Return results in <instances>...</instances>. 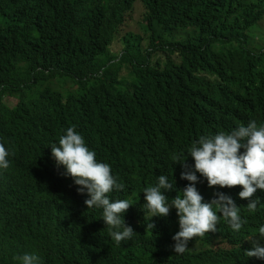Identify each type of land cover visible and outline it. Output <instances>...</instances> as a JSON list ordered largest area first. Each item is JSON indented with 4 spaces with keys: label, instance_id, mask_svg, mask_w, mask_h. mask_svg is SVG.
<instances>
[{
    "label": "clouds",
    "instance_id": "9594fccd",
    "mask_svg": "<svg viewBox=\"0 0 264 264\" xmlns=\"http://www.w3.org/2000/svg\"><path fill=\"white\" fill-rule=\"evenodd\" d=\"M253 2L257 3L256 0H0V8L6 3L23 7L24 26L32 30L34 44L23 51L25 64H32L39 53L49 58L52 49L49 46L56 38L54 21L68 42L60 47H66L61 49L62 58H92L95 74L113 87L108 95L144 110L148 107L160 143L149 155L154 157V180L143 189L141 209L148 212L151 220L154 216L167 217L176 209L180 230L172 238L177 254L186 252L188 242L195 237L214 234L219 222L225 227L221 216L234 232L241 231L246 221L232 197L223 193L226 188L249 200L245 207L250 213H255L258 204L264 201V101L259 97L264 94V27L260 26L264 24V0L256 11L254 24L245 32L246 37L229 47L231 51L223 59V70L237 79L236 84L216 79L212 85H206L189 68L186 81L178 82L161 73L148 76L147 84L143 85L129 60L123 58L130 52L137 56L140 50L149 68L158 63L164 65L170 56L178 54L149 50L153 39L163 36L170 42H185L198 33L209 43L214 34L230 28L237 13ZM188 11L197 16L194 27H189L193 24L188 22ZM166 12L173 15L166 17ZM158 24H162V30ZM150 25L153 31L147 29ZM155 31L161 35L155 37ZM220 48L217 45L213 49ZM55 83L68 87L70 80ZM8 85L0 82V89ZM152 85L148 91L146 86ZM76 87L75 84L74 90ZM147 94L154 95L158 103L150 104ZM20 95L29 104L58 102L42 90ZM0 104L17 113L9 118L0 117V128L6 133L24 118L34 120L40 128L48 126L49 114L18 103L15 96L3 95ZM73 106L80 110L75 103ZM249 114H254L256 120ZM181 118L188 120L180 121ZM109 135L116 136V129ZM40 151L48 167L55 170V180L40 169L42 177L35 176L33 170L23 172L31 167ZM105 154L104 148L90 137L89 125L81 131L63 123L54 136L28 147L22 154H12L0 135V264L8 255V241L3 233L10 229L8 216L24 227L23 240L36 247L35 252L26 251L15 257L19 264H45L42 246L58 241L71 247L70 254L82 251L85 245L77 236L79 228L84 226L82 231L86 232L93 230L81 222L82 212L107 226L117 245L131 239L134 233L131 225L140 221L131 215L132 200L120 195L127 187L123 174L115 173L113 166L102 158ZM167 173L180 181L178 186L169 181ZM13 175L25 178L23 189L15 185ZM196 182L197 187L206 185L210 190L201 195ZM214 186L225 189L220 192ZM71 188L80 199L78 207L63 196ZM173 189H183L182 195L172 198ZM147 227L153 229L155 225L151 222ZM257 234L264 238V220ZM257 234L249 239L253 247L245 250V255L261 258L259 264H264V246L254 239ZM78 264L88 263L79 260Z\"/></svg>",
    "mask_w": 264,
    "mask_h": 264
},
{
    "label": "trees",
    "instance_id": "16d2710c",
    "mask_svg": "<svg viewBox=\"0 0 264 264\" xmlns=\"http://www.w3.org/2000/svg\"><path fill=\"white\" fill-rule=\"evenodd\" d=\"M242 8L230 22L231 26L220 34H214L211 42L208 43L198 33L190 36L183 27L182 31L190 36L187 41L170 42L165 37L160 36V31H155L153 39L149 45V50H170L177 53L170 56L164 65L157 64L156 67L146 66V56L138 50L137 56H132L130 52L124 56V60H129L132 70L139 78L141 84L146 85L148 76H158L166 73L178 82L188 79V69L192 68L193 74L198 81L206 85H212L216 79H225L235 84L237 79L223 70V59L230 51L236 41L241 37L245 38V32L249 30L255 21L256 11L260 7L262 0H256ZM10 7H12L10 9ZM23 7H16L15 4L6 3L0 8V82H7L9 85L0 89V102L3 95L15 96L18 103L25 104L35 109H39L50 117L47 120L48 126L38 127L34 120L22 119L19 123L10 127L8 133L0 128V135L3 137L7 147L12 154H22L30 146L40 144L44 139L54 136L57 128L63 123L66 127L74 126L81 131L89 125L90 137L97 141L105 152L103 159L107 160L115 173L123 174L126 180V192L120 191L121 197L132 200L134 205L131 215L138 219L140 223L131 225L134 233L131 239L121 241L117 245L108 234L107 226L95 222L85 212H82L81 222L91 227L93 230L82 231L84 226L79 228L77 236L84 240L85 248L77 254H70L71 247L66 242H54L44 245L42 260L45 264H78L86 261L88 264H259L261 258L252 259L245 255V250L253 247L249 240L258 233V227L264 220V201L258 204V210L250 213L246 204L248 199L239 197L236 191L226 188L223 192L232 197L240 209V215L246 223L240 232H234L226 224L223 217L222 222L217 224L214 234H205L204 237H195L188 242V250L182 254L174 251L175 241L173 236L179 228L178 216L174 208L167 217H151L148 212L141 209L144 200L143 189L153 183L152 167L154 157L149 155L153 152L154 146L160 141L156 137L148 113V107L128 104L123 100L108 95L113 89L106 81L98 77L95 73L90 57H78L73 60L62 58L61 49L68 44L63 32H61L55 22L56 38L55 42L49 46V58L41 53L34 56L32 64L24 63L23 51L32 47L34 40L31 36L32 30L25 28V20L22 16ZM65 11V9H63ZM15 14H17L15 16ZM173 14L166 12L165 16ZM188 22L194 27L198 22L195 13L188 11ZM61 24L62 19L57 20ZM162 30V24H158ZM148 30L153 31L150 25ZM250 35L248 36V39ZM221 45L220 49H213ZM230 47V48H229ZM56 80H70L68 87L57 86ZM77 85L74 90V85ZM147 87L149 91L153 88ZM57 89L61 90L60 92ZM37 90L48 92L58 102L42 101L37 104H29L21 92L32 93ZM76 91V92H75ZM75 92V93H74ZM101 94L108 95L101 97ZM264 101V94L259 95ZM150 104H156L154 95H146ZM65 100V101H63ZM80 110H77L73 104ZM89 111V112H84ZM15 111L5 109L0 104V117L9 118L16 116ZM249 117L256 120L254 114ZM188 120L181 118L180 121ZM38 127V130H35ZM116 129V136L109 135L112 129ZM52 180L56 179L55 170L48 167L42 152H38L35 161H31V167L23 169V172L33 170L37 177H42L43 172ZM170 182L178 186L180 181H175L172 174L167 173ZM20 189H23L25 178L11 176ZM196 188L203 195L210 190L204 185ZM80 187V186H79ZM222 192L225 188L213 187ZM184 189V188H183ZM183 189H173V197L182 195ZM63 196L74 206H80L81 202L76 192L71 188L63 193ZM117 200H120L119 198ZM220 215V213H218ZM7 226L3 233L8 241V255L2 264H19L14 259L26 251L35 252L36 247L23 240L25 235L24 227L8 216ZM154 223L153 229L147 225ZM54 226V225H51ZM59 226V225H56ZM94 233H98L96 236ZM84 239L85 235H89ZM256 239L261 246H264V238Z\"/></svg>",
    "mask_w": 264,
    "mask_h": 264
},
{
    "label": "rangeland",
    "instance_id": "374dc122",
    "mask_svg": "<svg viewBox=\"0 0 264 264\" xmlns=\"http://www.w3.org/2000/svg\"><path fill=\"white\" fill-rule=\"evenodd\" d=\"M260 26L264 27V24H261Z\"/></svg>",
    "mask_w": 264,
    "mask_h": 264
}]
</instances>
